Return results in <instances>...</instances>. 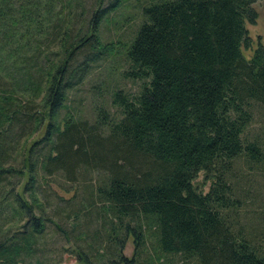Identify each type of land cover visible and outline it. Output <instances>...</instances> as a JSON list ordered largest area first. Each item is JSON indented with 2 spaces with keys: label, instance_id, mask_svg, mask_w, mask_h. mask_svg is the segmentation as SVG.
I'll return each mask as SVG.
<instances>
[{
  "label": "trees",
  "instance_id": "obj_1",
  "mask_svg": "<svg viewBox=\"0 0 264 264\" xmlns=\"http://www.w3.org/2000/svg\"><path fill=\"white\" fill-rule=\"evenodd\" d=\"M258 1L146 0L123 44L98 32L124 0L78 13V0H0V264L54 255L49 227L81 264H264V209L239 221L236 176L240 163L264 166L244 135L264 108V46L241 53ZM114 44L137 91L112 90L91 120L73 116L70 92Z\"/></svg>",
  "mask_w": 264,
  "mask_h": 264
},
{
  "label": "rangeland",
  "instance_id": "obj_2",
  "mask_svg": "<svg viewBox=\"0 0 264 264\" xmlns=\"http://www.w3.org/2000/svg\"><path fill=\"white\" fill-rule=\"evenodd\" d=\"M78 1L75 13H78L82 7L85 10H89L92 7L93 0ZM145 1L124 0L115 13L106 16L99 25L98 35L101 42L119 41L123 44L127 43L141 20L140 5ZM253 8L257 13L255 24L253 26L245 24L250 47L248 50H241L242 55L246 59L249 58L257 43L264 46V0L256 2ZM76 23V18L74 17L71 23L72 27L76 26ZM125 70H127V65L123 58V47L117 44L112 46L109 54L102 55L99 60L90 63L84 79L80 84L74 86L70 92L67 104L73 116L91 120L95 108L101 106L110 108L109 96L114 89H120L130 94L135 93L138 89V83L123 78L122 73ZM244 135L247 140L257 141L264 149V108L254 107L252 109L251 121ZM38 136L39 134L36 137ZM238 166L236 176L245 199V203L239 213V221L255 224L256 219L254 216L264 209V166H250L249 168L243 163ZM192 184L198 193L204 194L210 185V179L205 177L203 173H198ZM59 195L66 199L71 196V193L64 194L60 192ZM11 221L9 220V224L13 225L10 226L16 228L18 226L17 222L12 219ZM1 228L5 229L7 225ZM44 240L48 248H52L55 251L54 255L43 251L44 254L38 253L26 257L23 264H81L72 254L59 252V247L62 243L51 227L45 232ZM132 251L131 238H128L123 249V255L130 257ZM153 260L154 264H193L191 261H182L174 255L158 257V259L153 256Z\"/></svg>",
  "mask_w": 264,
  "mask_h": 264
}]
</instances>
